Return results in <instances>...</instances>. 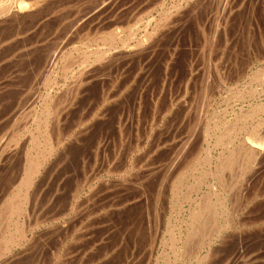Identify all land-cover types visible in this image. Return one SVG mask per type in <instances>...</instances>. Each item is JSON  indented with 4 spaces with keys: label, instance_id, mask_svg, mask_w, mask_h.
<instances>
[{
    "label": "rangeland",
    "instance_id": "1",
    "mask_svg": "<svg viewBox=\"0 0 264 264\" xmlns=\"http://www.w3.org/2000/svg\"><path fill=\"white\" fill-rule=\"evenodd\" d=\"M104 1L105 3L103 4ZM44 2H42V4L40 3L41 4L40 6L43 7L42 9L44 11L42 15H41L42 9H39V11L35 10L36 11L35 12L33 11L34 6H31L27 9V11L23 9V11H25V13L29 15V18H27V15L21 18H26L27 20L25 19L23 21V19L19 18L18 21H13V19H11L13 22L12 24L11 20L8 19L5 21L3 25L0 26V101H1L0 102L1 104L0 105V150L2 149L0 151V158L1 159H3V157L5 158L3 160L0 159V164H1L0 165V174H1L0 175V211H1L0 219L1 217L2 219L5 218L6 208L8 207V204L11 201L9 199L11 196H12L11 199L14 198L13 196H15V191L18 189L19 183L21 182V178L23 177L22 174H24L29 169L30 163L26 164L24 162H29L28 161L29 159H32L35 162L36 157H38L37 156L38 153L36 152L37 146L35 141V137L38 134V132L35 127L36 124L34 122V117L36 116V113L34 112L35 110L40 111V107L44 104L45 101L48 100H51L49 101L50 102L49 105L52 104L53 106L56 107V108L54 107L55 111L52 112L53 113L52 117H55L56 119L55 118L53 119L51 117L53 120L50 123V129L52 130L53 128L54 130V132L53 130L51 131V133L54 134V135L52 134L53 135L52 137L55 138L56 135H60V138L59 137L58 138L61 139V141H59L61 147L58 146L57 151L54 152V154L48 158V160L46 161L47 164H45L42 173L39 176H37L38 179L41 176L40 178L41 180L40 179L38 180L36 178L33 189L30 190L31 192L29 191L30 196H33V194L37 193V196L35 197V201L33 200L32 205L28 206L26 212L22 214V216L21 215L18 216L19 218L17 217V215L14 214L10 222L6 218L5 219L8 221H5V219L3 220L5 224L7 223L8 225H10V228L12 229L16 224L14 220H16V222L17 220H19L20 222L22 221L21 224H23L26 220L27 222L26 224L24 223V225H26V230H27L26 239H25L27 241L21 240L22 243L19 242L16 244V246L14 244V246L10 251L11 253H13V255L11 253L7 255H2L0 256V261L5 260L4 264H12V263L13 264L15 263L16 264L18 263L19 264L20 263L21 264H58V263L59 264H183L184 262H185L184 264H264V155H263L264 154V110H263L264 109L263 106L264 78L262 75H260L264 73V0H243V1L242 0H215V1L214 0H207V1L206 0H184V1L183 0H82V1L81 0H71V1L44 0ZM217 4L219 6L218 8L216 7ZM101 5H105V6H101ZM221 6L222 9L220 8ZM45 10H51V12L48 11L49 12V13L47 12L48 15L45 16L46 15ZM190 11L192 12L190 13ZM30 15L32 16L34 15L33 16L34 19H32V16L30 17ZM91 16L93 18L94 17L97 18L91 19ZM164 16L166 20L163 18ZM167 16L169 17L167 18ZM41 18L43 19V21ZM9 20L10 22H8ZM160 20L163 21L160 22ZM88 21L90 22L88 23ZM158 24H162V25H158ZM157 26H159V28H157ZM151 28H153L154 31ZM157 29L158 30L161 29L159 33L158 31H156ZM93 31L94 33L91 34V32ZM77 32H79V34ZM86 32H88V35L90 36H87ZM101 32H103V34ZM115 32H117L118 34L120 32L119 35L121 37L119 40H123V42L124 41L125 42L124 43L122 41L116 42L117 48L119 46L120 47L118 49L116 48L113 49L115 53L112 50V52L110 51L112 55L110 54V52H108L105 55L107 57L104 56L103 60H99V61L93 60L91 58L88 61L90 64L89 65L86 64L84 66V69H82L83 66H81L80 63H78L77 61L82 60L83 51L85 53L88 49L95 50L94 48H96L97 50V48L108 45L110 43V39L106 38V36L112 37V35L115 34ZM98 33L99 36L97 35ZM154 33L157 35H155ZM101 34L103 35V37ZM91 37H93V39ZM98 37L99 39L97 40ZM135 38L138 40V42H135L136 41ZM153 38H157L155 39V41L158 40L155 43L156 46L155 45L153 46L155 42V41L152 42L154 40ZM81 39L84 41V42L82 41V44L84 43V45H81L80 42ZM91 39L95 41L97 44L95 42L92 43ZM127 39L129 40L127 41ZM5 41L7 43H5ZM87 41H89L90 43L89 42L87 43ZM139 41L140 42L144 41V42L139 44ZM86 43L88 44V46L84 47ZM94 43L97 46H95ZM120 44L125 46L122 47V45ZM137 44L139 45L136 46ZM15 45H17L16 49H15ZM74 45L76 47L79 46V48L75 49ZM131 45L132 46L134 45V47H131ZM89 46L91 49L89 48ZM149 46L151 48H149ZM82 47L85 48V50H83ZM129 47L131 48V50ZM137 47L138 48L141 47L139 48L140 57L138 56L139 54L136 52ZM8 49L9 51H7ZM143 49L145 50V52ZM152 49L154 50L152 53H150L151 52L150 50ZM25 50L27 51V53ZM60 51L61 53H59ZM126 51H131V52L133 51L134 53L130 52L132 55L131 54L128 55L129 52L126 53ZM69 52L70 54L71 53L72 54L70 55ZM17 53L19 54V56ZM80 53L82 55H80ZM141 53H142V57H141ZM109 54L111 55V58L113 57L115 61L117 59L116 62H121V63L115 64L116 62H114L115 65H113V63L109 64V61L111 62L114 61L113 59L110 58ZM135 55H137V57ZM64 57L68 58V62L66 60L67 58ZM69 57L72 59L70 66L73 69L70 66H68L70 62ZM121 57H123L122 60L123 62L121 61L122 59ZM124 57H127L125 59L127 61L129 60L128 63H126L127 61L124 59ZM134 58H136L135 61ZM165 58H167V61ZM161 59L163 61V64ZM63 60L64 62H66V64L63 62ZM91 61H93L94 63ZM123 63L126 64L122 65ZM106 64L107 65L109 64L110 66L112 65L114 66V68L111 66L112 69H110L111 67L109 65L107 67ZM104 65L105 67H103ZM64 66H66L67 69L64 68ZM138 67L139 69H141L140 72L138 71L139 70ZM92 70L95 71L92 72ZM86 71L87 73L89 71L88 73L89 75L86 73ZM130 71H132L133 73L132 75H130L131 74ZM102 72L103 73L105 72L104 75L105 74L106 76L109 75L110 78L113 77V79H115L112 85L106 83L107 80H105L106 82L105 81L100 82L102 81V79L103 80L104 78L106 79V77H104ZM60 73L62 74V76ZM110 73L113 74L111 75ZM123 73L125 75L129 74L130 77L129 75L124 76ZM136 73L137 75L140 73L138 75V78L140 79L137 78L138 80H135L137 77V76L135 77ZM82 74L85 77H83ZM11 75L13 76V78ZM64 75L66 77H64ZM71 77L72 78L79 77V78H75L74 80L71 79ZM258 77L260 78V80ZM80 78H82L81 81ZM122 78L123 81H121ZM129 78L132 79L130 80ZM76 79H78V81H76ZM92 79L93 81H91ZM4 80L7 82H5ZM67 81L69 84L67 83ZM117 81L118 82L121 81L122 83H124V85L126 83L125 88L121 84V82L119 84L117 83ZM132 81H134V83ZM137 81L140 82L138 83ZM115 82L116 85L114 84ZM102 83H106V84L104 85ZM141 83L142 84L144 83L143 86ZM204 83L206 84L204 85ZM117 84H119L118 87ZM133 84L134 85L137 84V85H135L134 87ZM147 84L149 85L145 86ZM71 86L72 89L69 88ZM76 86L79 87L76 88ZM113 86L114 87L116 86L115 89ZM131 87L132 89H130ZM143 87H145L146 91L141 90V88L144 89ZM126 88H128L129 96H127L128 93ZM134 88L135 90L132 92ZM74 89L78 93H76ZM124 89L126 90V92L124 91ZM78 90H81L80 93ZM241 90L242 92L239 93V91ZM45 91L47 92V94H45ZM71 91H73V94L75 92V94L72 95ZM142 91L145 92L142 93ZM67 92L70 94V96L68 95ZM88 92L90 93L88 94ZM104 92L105 94H103ZM122 92H125L127 94L124 95L125 93ZM148 92L151 94H149ZM53 93L54 94L57 93V94L53 96ZM121 93L124 96L121 95ZM147 93L148 96H146ZM107 94L108 95L110 94L109 96L111 97L110 99L105 100V98L107 97L109 98ZM113 94L115 97L112 96ZM142 94L146 98L149 97L150 95V101L149 98L144 99L142 97L143 96ZM156 94L157 96H155ZM75 95L77 96L76 98ZM152 95L154 101H152L153 99H151ZM117 96L118 99H116ZM122 96L123 99L120 98L122 101L121 102L119 97ZM200 96L203 98H201ZM68 97L69 98L71 97V99L69 100ZM89 98L91 101L89 100ZM101 98L104 99V101L101 100ZM140 98L143 99V102ZM124 99L126 104H124L123 101ZM134 99L135 100L137 99L136 100L137 103L136 101H133ZM138 99L141 101L139 102ZM54 102L57 103V105H54ZM138 102L141 105H143L142 108L140 107L141 105ZM143 103H145V105ZM118 104L122 106H119ZM136 104L139 106H136ZM32 105L33 108L35 109L31 108ZM193 107H196V109H194ZM54 108L52 109V111L54 110ZM248 108L251 111L250 110L248 111L247 110ZM119 109H121L122 111ZM132 109L135 110L133 111ZM165 109L166 111H164ZM244 110H245V114H243ZM117 112L122 114L123 117H125L126 113H127L126 117L128 118L129 116V118L126 121H125L126 117L122 118V121H124L122 122V124L123 125L126 124L125 126L127 127L125 126L121 127L122 128L120 129L121 133H118L117 130L115 131V127L111 125L113 123L110 122L112 119H113L112 122L116 120L115 118L119 115ZM132 112H135L134 114H136L134 117ZM248 113L249 116H247ZM114 115H116V117H114ZM139 115H141V117ZM32 116L34 117L32 118ZM239 116L241 118L244 116V119L243 118L240 119ZM236 117L239 118V120H237ZM243 120L246 122H243ZM54 121H57L56 124ZM225 122L227 124H224ZM52 123H54V125H51ZM90 123L92 124L90 125ZM99 123L100 124L105 123V124H103L104 126L101 124L102 125L101 126ZM223 126H225L226 128H228L229 126V128H231L230 131L228 128L227 130L229 132H226L227 130ZM240 126L243 127L241 128ZM223 128H225L224 131H222ZM16 130H18V132H16ZM233 130L234 132L235 131L236 132L233 133L232 132ZM23 132L26 134H24ZM250 132H252L253 136L250 135L251 134ZM11 133L12 135L10 136ZM217 134L218 136L216 137ZM220 134L222 135V137ZM234 134H235V138L233 136ZM16 135L18 136V139ZM33 135L35 137H33ZM211 135H213L214 137ZM71 136L74 138H72ZM10 137L12 140L10 139ZM208 137H210V139ZM231 137H233L234 140ZM220 138H222L221 140L222 142H220ZM223 138L224 140L226 139L225 141L228 140L229 142L227 141L224 144L225 141L223 140ZM231 139L233 142L231 141ZM17 140H18V144H17ZM215 140L216 143H218L217 141L219 140L220 143L218 144V146L215 145L216 144ZM11 142L14 144L13 146L11 145L9 146V143L11 144ZM243 142L245 143L243 144ZM99 143L101 144L99 145ZM227 143L229 146L226 145ZM3 144H6V146ZM180 144L183 147H181ZM122 146L124 147L122 148ZM240 147L242 150L248 149L249 147L258 149L260 151L259 162H256L254 169L250 171L249 170L246 171L240 168L241 171H243L241 172L239 169H237L238 167H235V170H233L234 169L233 168L231 171H229V173L227 171L226 173L224 172L225 173L224 177L227 175L225 179H228V181L226 180V182L220 186V184L217 182L216 179L213 180V178L207 175V170L210 169V166L214 167L213 162L218 160V158H221L224 154H227L229 149H234V148L240 149ZM26 148L27 150L25 151ZM3 150L7 151V152L4 151L6 154L3 152ZM30 151L31 153H29ZM221 151L223 154L221 153ZM9 153L10 155L8 156L7 154ZM13 153L15 154L17 153L16 155L17 157H14L15 154ZM3 154H5L6 156ZM62 154L64 155L63 157L65 159H63ZM207 154L211 159L210 164L207 162L204 164L203 161L204 155L206 156ZM197 155H199V157ZM6 157H8L9 159H7ZM24 157H27V159L29 157V159L27 160L25 158L26 159L25 160ZM33 157L35 160L33 159ZM171 157H173L172 161L175 159L176 162L175 161L172 162ZM10 158L12 159V161ZM193 158L196 160L198 159V161H195ZM94 161L96 162L94 163ZM170 161L172 163H169ZM181 162L183 163V165ZM167 164H174V165L169 166ZM199 164H201L200 166L202 167V169L199 166ZM59 165H61V167H59ZM21 166L24 169H22ZM171 166L173 167L171 168ZM184 166H185V170L183 168ZM188 167L192 169V172ZM118 169H120V172ZM181 169L183 172L180 171ZM195 169H197V172L198 170H200L198 172L199 174L196 172ZM93 170H95V172ZM60 171L62 173H60ZM43 172L46 173L44 174ZM178 173L181 174L179 175ZM241 173L243 176H240ZM43 178L46 179L43 180ZM118 179H120L121 181ZM232 179H236L233 180L235 182L229 183V181H231ZM193 180L195 181V183H193L194 182ZM187 181H189V183ZM239 181L240 183H242L241 187L238 186L240 185ZM210 182L212 183L210 184ZM236 182L238 183V185L236 184ZM177 183L178 185L183 184V186H180L181 187L180 192H178ZM184 183L195 184L196 190H194L195 188H193V190L191 189L192 184L191 186L188 185L187 186L188 188L187 187L185 188ZM212 185L214 189L211 188ZM225 185L227 186V188ZM73 186L76 187L74 188ZM77 186L79 190L77 189ZM175 187H177V189ZM236 187H239V189ZM233 188H236V190L237 189L238 190L236 191ZM91 189L92 190L94 189L95 193L94 191L92 193ZM185 189L186 190L189 189L187 190L188 192H186ZM228 189L234 191L231 190L229 191ZM87 194L88 195L95 194V196L91 195L89 198H87L86 197L88 196ZM181 196L186 199L188 198L186 196H189V198L187 200L185 199L186 200L185 201ZM205 198H210L212 201L214 199L213 202H217L219 199H223L225 201L228 200L226 202L224 201L225 208H223V211L226 209L228 210L229 213L230 211L232 212L229 215V213L225 210L224 212L222 211L219 216L218 215H216V217L210 216L212 220L210 218H206L205 219V221H207L206 226L202 227V225H199L200 229L198 228V230L204 228L203 232L201 231V233L196 234L197 236L202 235L203 238H201L202 236L201 237L198 236L200 238L198 237L195 238V235H193L194 236L193 238H195L194 241L192 235L189 236L190 239L187 238L188 232H191L189 229L192 227V225L188 227V223L189 225L191 224L190 223L191 218H189L188 215L191 214V211L195 208L194 206H196V203L199 202L201 199H205ZM83 199H85L86 201H84ZM89 199L94 203L92 202L93 204H91ZM196 199L199 201H197ZM235 200L237 202H235ZM6 201H9L7 202L8 204L6 203ZM86 202L87 203L90 202L91 205L89 204V208L86 205L87 204ZM84 204L86 206H84ZM123 204H126V207H123ZM120 206L122 208H120ZM231 206L235 208L237 207L238 210ZM226 207H228V209ZM181 208H184V210ZM89 209H91V212ZM92 210L94 211V213ZM100 210L102 213L100 212ZM45 211L47 214L45 213ZM86 211L89 212L87 213ZM27 212H28V216L26 217ZM234 212L236 215L234 214ZM3 213L4 215H2ZM107 214L110 215L108 216ZM223 216L225 217V219ZM228 216L229 217L232 216V217L229 219ZM187 218H189V220ZM213 220L216 221L215 225H212L215 222ZM3 221L0 220V233L2 234L5 230V228H2V226L6 227L3 225L4 224ZM208 221H210V224L208 223ZM227 221L228 224L226 223ZM237 221L238 223L234 225V223ZM78 222L80 223L77 224ZM74 223L77 226H74L75 225ZM225 223L227 225H225ZM64 226L68 228L66 229ZM224 226H225V230H224ZM73 227H77V228L73 229ZM80 227L81 229H79ZM172 227L174 228L172 229ZM205 227L207 228V230L205 229ZM208 227L210 228V230H213L211 233L209 232L210 230L208 229ZM51 229H54V231H52ZM65 229L67 230L66 232L64 231ZM70 229L71 230L73 229L72 232ZM76 229H78V232L76 231ZM217 229L219 231H217ZM204 231H207L205 232L208 233L207 237ZM183 233L187 236H185ZM2 234H0V238ZM82 234L84 237L82 236ZM65 235H67L68 237H66ZM77 235L78 237L76 238ZM175 238L178 239L180 242L177 240L176 242H174ZM181 239L183 240L181 241ZM197 240L201 242L203 241V243H198ZM171 243L173 244L175 243L174 244L175 246H173V244ZM19 244L20 246L21 244L23 245L21 247H18ZM26 244H27V248H26ZM186 244L187 246H189V248L186 246ZM191 244L192 246H190ZM199 244L201 245L203 244V246H198ZM70 245L73 247H71ZM170 245H172L173 247H171ZM177 247H179V249ZM190 248L191 249L193 248L194 253H192L193 251ZM196 248H198L197 251ZM174 249L176 250L178 249V251ZM171 250H173L172 251L173 253L170 252ZM210 250L212 251L211 253H209ZM174 251H176L177 253H174ZM189 251L190 254L188 253ZM193 254L196 255L194 256ZM7 256L8 257L10 256L9 259ZM22 256L24 257L23 260H22L23 258ZM171 256L173 258H171ZM182 256L184 257V259ZM200 256L203 257L201 258ZM199 257L203 260H198L200 259Z\"/></svg>",
    "mask_w": 264,
    "mask_h": 264
},
{
    "label": "bare ground",
    "instance_id": "2",
    "mask_svg": "<svg viewBox=\"0 0 264 264\" xmlns=\"http://www.w3.org/2000/svg\"><path fill=\"white\" fill-rule=\"evenodd\" d=\"M54 1V0H53ZM71 1V0H70ZM82 1V0H81ZM184 1V0H183ZM207 1V0H206ZM215 1V0H214ZM243 1V0H242ZM42 2H44V0H0V26L1 25H3L4 23H5V21L6 20H8V19H13V21H18V19L19 18H21V17H23V16H25V15H27V18H29V15L27 14V13H25V11H27V9L29 8V7H31V6H34L35 8H37V9H35L34 7H33V11H35V10H37V11H39V9H42L43 7H41L40 5L42 4ZM123 2V1H122ZM179 2V1H178ZM229 2V1H228ZM41 3V4H40ZM45 3V2H44ZM50 3V2H49ZM56 3V2H55ZM72 3H75V2H72ZM83 3V2H82ZM85 3H87V2H85ZM105 3V1L103 2V4ZM107 3V2H106ZM190 3V2H189ZM212 3V2H211ZM222 3V2H221ZM235 3V2H234ZM46 4H47V1H46ZM45 4V5H46ZM77 4H78V2H77ZM108 4V3H107ZM106 4V5H107ZM118 4V3H117ZM162 4V3H161ZM202 4V3H201ZM204 4V3H203ZM224 4V3H223ZM256 4V3H255ZM52 5V4H51ZM124 5V4H123ZM177 5V4H176ZM198 5H199V3H198ZM230 5V4H229ZM236 5V4H235ZM234 5V6H235ZM238 5V4H237ZM38 6H40V7H38ZM43 6V5H42ZM53 6V5H52ZM101 6H105V5H101ZM113 6V5H112ZM132 6V5H131ZM175 6V5H174ZM179 6V5H178ZM197 6V5H196ZM209 6V5H208ZM223 6V5H222ZM222 6L220 7L221 9H222ZM227 6V5H226ZM232 6V5H231ZM248 6V5H247ZM136 7V6H135ZM177 7V6H176ZM201 7V6H200ZM203 7V6H202ZM217 8L219 7L218 6V4H217V6H216ZM216 7H215V9H216ZM50 8V7H49ZM60 8V7H59ZM128 8V7H127ZM134 8V7H133ZM175 8V7H174ZM181 8V7H180ZM226 8V7H225ZM23 9H25V11H23ZM44 9H47V8H44ZM64 9V8H63ZM67 9V8H66ZM110 9V8H109ZM132 9V8H131ZM146 9V8H145ZM165 9V8H164ZM170 9V8H169ZM168 9V10H169ZM176 9V8H175ZM179 9V8H178ZM194 9V8H193ZM241 9V8H240ZM57 10V9H56ZM103 10V9H102ZM106 10V9H105ZM144 10V9H143ZM182 10V9H181ZM192 10V9H191ZM197 10V9H196ZM251 10V9H250ZM29 11V10H28ZM32 11V10H31ZM46 12V15L45 16H47L48 14H47V12L48 11H50L51 12V10H45ZM73 11V10H72ZM79 11H81V10H79ZM107 11V10H106ZM119 11V10H118ZM142 11V10H141ZM36 12V11H35ZM41 12V11H40ZM44 11H43V9H42V12H41V15H42V13H43ZM53 12V11H52ZM59 12V11H58ZM57 12V13H58ZM108 12V11H107ZM113 12V11H112ZM162 12V11H161ZM176 12V11H175ZM182 12V11H181ZM192 11H190V13H191ZM228 12V11H227ZM39 13V12H38ZM49 13V12H48ZM76 13V12H75ZM90 13V12H89ZM109 13V12H108ZM157 13V12H156ZM164 13V12H163ZM186 13V12H185ZM243 13H244V11H243ZM31 14H32V12H31ZM63 14V13H62ZM169 14V13H168ZM212 14V13H211ZM249 14V13H248ZM38 15V14H37ZM71 15H72V13H71ZM74 15V14H73ZM87 15V14H86ZM187 15V14H186ZM32 15H30V17H31ZM34 16V15H33ZM33 16H32V19H34L33 18ZM40 16V15H39ZM45 16H43V17H45ZM70 16V15H69ZM102 16V15H101ZM124 16V15H123ZM36 17V16H35ZM42 17V16H41ZM74 17V16H73ZM151 17V16H150ZM169 16H167V18H168ZM178 17V16H177ZM182 17V16H181ZM180 17V18H181ZM211 17V16H210ZM209 17V18H210ZM216 17V16H215ZM48 18V17H47ZM68 18V17H67ZM84 18V17H83ZM93 17L91 16V19H92ZM95 18H97V17H94L93 19H95ZM120 18V17H119ZM135 18H137V17H135ZM158 18V17H157ZM165 20H166V18H165V16L163 17ZM174 18V17H173ZM203 18V17H202ZM241 18V17H240ZM21 19H23V21L26 19V18H21ZM40 19V18H39ZM42 19V18H41ZM52 19V18H51ZM111 19V18H110ZM160 19V18H159ZM10 20L8 21V22H10ZM27 20V19H26ZM29 20V19H28ZM60 20H61V18H60ZM108 20V19H107ZM133 20V19H132ZM158 20V19H157ZM169 20V19H168ZM184 20V19H183ZM212 20H214V19H212ZM218 20V19H217ZM21 21V20H20ZM36 21V20H35ZM41 21V20H40ZM42 21H43V19H42ZM41 21V22H42ZM47 21V20H46ZM79 21V20H78ZM106 21V20H105ZM150 21V20H149ZM163 21V20H162ZM161 20H160V22H162ZM11 22H12V20H11ZM60 22H62V21H60ZM64 22V21H63ZM90 21H88V23H89ZM101 22V21H100ZM104 22V21H103ZM107 22V21H106ZM137 22V21H136ZM179 22V21H178ZM202 22V21H201ZM211 22V21H210ZM215 22V21H214ZM224 22V21H223ZM18 23V22H17ZM26 23V22H25ZM49 23V22H48ZM53 23V22H52ZM87 23V24H88ZM96 23V22H95ZM105 23V22H104ZM170 23H171V21H170ZM176 23V22H175ZM12 24H13V22H12ZM41 24V23H40ZM83 24V23H82ZM121 24V23H120ZM149 24V23H148ZM206 24V23H205ZM209 24V23H208ZM16 25V24H15ZM14 25V26H15ZM18 25V24H17ZM42 25V24H41ZM52 25V24H51ZM158 25H162V24H158ZM164 25V24H163ZM207 25V24H206ZM62 26H63V23H62ZM115 26V25H114ZM165 26V25H164ZM168 26V25H167ZM174 26V25H173ZM219 26V25H218ZM217 26V27H218ZM37 27V26H36ZM39 27V26H38ZM87 27V26H86ZM98 27V26H97ZM156 27V26H155ZM155 27H154V29H155ZM214 27V26H213ZM68 28V27H67ZM75 28V27H74ZM95 28V27H94ZM157 28H159V26H157ZM166 28V27H165ZM168 28V27H167ZM204 28H206V27H204ZM99 29V28H98ZM97 29V30H98ZM117 29V28H116ZM152 30H153V28H151ZM164 29V28H163ZM171 29V28H170ZM35 30H36V28H35ZM47 30V29H46ZM52 30V29H51ZM76 30V29H75ZM151 30V31H152ZM161 29H157L156 31H158V33H159V31H160ZM213 30V29H212ZM215 30V29H214ZM77 31V30H76ZM75 31V32H76ZM85 31V30H84ZM90 31V30H89ZM95 31V30H94ZM94 31L93 32H91V34H93L94 33ZM122 31V30H121ZM144 31H146V30H144ZM154 31V30H153ZM152 31V32H153ZM55 32H56V30H55ZM15 33V32H14ZM44 33V32H43ZM78 34H79V32H77ZM87 33V36H90V35H88V32H86ZM90 33V32H89ZM96 33V32H95ZM102 34H103V32H101ZM133 33V32H132ZM149 33V32H148ZM155 33H157V32H155ZM154 33V34H155ZM161 33V32H160ZM235 33V32H234ZM62 34V33H61ZM69 34V33H68ZM75 34V33H74ZM101 34V35H102ZM107 34V33H106ZM106 34H105V36H106ZM119 34H120V32H119ZM117 32H115V34H113L112 35V37L110 36H106V38H109L110 39V43L108 44V45H105V46H103V47H100V48H97V50H96V48H94L95 50H87L85 53H84V51H83V56H82V60H81V58H80V60L81 61H77L78 63H80V65L81 66H83V68L82 69H84V66L87 64V65H89L90 63L88 62L91 58L93 59V60H103V58H104V56L108 53V52H112V50L113 49H118L117 48V44H116V42H118V41H122L123 42V40H119L120 39V35H119ZM141 34V33H140ZM139 34V35H140ZM150 34V33H149ZM40 35V34H39ZM72 35V34H71ZM98 36H99V33L97 34ZM127 35V34H126ZM145 35V34H144ZM155 35H157V34H155ZM213 35V34H212ZM216 35V34H215ZM20 36V35H19ZM77 36V35H76ZM86 36V35H85ZM95 36V35H94ZM129 36H131V35H129ZM129 36H128V38H129ZM160 36V35H159ZM18 37V36H17ZM21 37V36H20ZM42 37V36H41ZM66 37V36H65ZM69 37V36H68ZM101 37V36H100ZM102 37H103V35H102ZM101 37V38H102ZM145 37H147V36H145ZM161 37V36H160ZM163 37V36H162ZM205 37V36H204ZM15 38V37H14ZM30 38V37H29ZM49 38V37H48ZM55 38V37H54ZM79 38H81V37H79ZM92 39H93V37H91ZM159 38V37H158ZM6 39V38H5ZM5 39H3V40H5ZM20 39V38H19ZM42 39V38H41ZM76 39V38H75ZM74 39V40H75ZM86 39V38H85ZM91 39V40H92ZM99 39V37L97 38V40ZM123 39V38H122ZM126 39V38H125ZM134 39V38H133ZM154 40L152 41V42H154L155 41V39H157V38H153ZM209 39V38H208ZM2 40V39H1ZM16 40V39H15ZM17 40H18V38H17ZM88 40V39H87ZM96 40V39H95ZM129 39H127V41H128ZM135 42H138V40L135 38ZM141 40V39H140ZM211 40V39H210ZM44 41H46V40H44ZM67 41V40H66ZM71 41V40H70ZM82 39H81V45H84V43L82 44ZM100 41H102V40H100ZM99 41V42H100ZM107 41V40H106ZM156 41H158V40H156ZM156 41L154 42V44H153V46L155 45V43H156ZM12 42V41H11ZM56 42V41H55ZM64 42V41H63ZM79 42V41H78ZM84 42V41H83ZM89 41H87V43H88ZM93 42H95V41H93L92 40V43ZM125 42V41H124ZM123 42V43H124ZM134 42V43H135ZM142 42H144V41H139V44L140 43H142ZM147 42V41H146ZM207 42V41H206ZM3 43V42H2ZM5 43H7L6 41H5ZM68 43V42H67ZM86 43V45L84 46V47H86V46H88V44ZM90 43V42H89ZM96 43V42H95ZM94 43V44H95ZM106 43V42H105ZM235 43V42H234ZM4 44V43H3ZM11 44V43H10ZM13 44V43H12ZM28 44V43H27ZM31 44V43H30ZM43 44H44V42H43ZM97 44V43H96ZM95 44V46H97ZM101 44V43H100ZM127 44V43H126ZM139 44H137L136 46H138ZM38 45V44H37ZM57 45V44H56ZM62 45V44H61ZM60 45V46H61ZM72 45V44H71ZM99 45V44H98ZM120 45H122V44H120ZM209 45V44H208ZM16 46L17 45H15V49H16ZM40 46V45H39ZM90 46H91V44H90ZM90 46H89V48H90ZM125 46V45H124ZM123 45H122V47H124ZM129 46H130V43H129ZM141 46H142V44H141ZM156 46V45H155ZM14 47V46H13ZM36 47V46H35ZM52 47V46H51ZM51 47H50V49H51ZM62 47V46H61ZM74 47H75V49L76 48H79V46L78 47H76L75 45H74ZM92 47H94V46H92ZM131 47H134V45L132 46L131 45ZM1 48H2V45H1ZM6 48V47H5ZM9 48H11V47H9ZM28 48V47H27ZM33 48V47H32ZM45 48H47V47H45ZM60 48V47H59ZM130 48V47H129ZM128 48V49H129ZM139 48H141V47H139ZM139 48L137 47V53L139 54ZM149 48H151L150 46H149ZM155 48V47H154ZM40 49V48H39ZM63 49V48H62ZM73 49V48H72ZM74 49V50H75ZM80 49H81V47H80ZM79 49V50H80ZM82 49L83 50H85V48H83L82 47ZM87 49V48H86ZM91 49V48H90ZM125 49H126V47H125ZM136 49V48H135ZM135 49H134V51H135ZM145 49H147V48H145ZM13 50V49H12ZM48 50V49H47ZM73 50V51H74ZM130 50H131V48H130ZM141 50V49H140ZM144 50V49H143ZM153 50L154 49H152V50H150L151 52L150 53H152L153 52ZM205 50V49H204ZM7 51H9V49L7 50ZM14 51V50H13ZM26 51V50H25ZM55 51V50H54ZM70 51V50H69ZM118 51V50H117ZM116 51V52H117ZM121 51V50H120ZM183 51V50H182ZM12 52V51H11ZM10 52V53H11ZM30 52H31V50H30ZM37 52V51H36ZM67 52H68V50H67ZM77 52V51H76ZM111 52H110V54H111ZM113 52H114V50H113ZM119 52V51H118ZM124 52V51H123ZM129 52V53H128ZM131 51H126V53H128V55H130L131 53H130ZM135 52V53H136ZM144 52H145V50H144ZM149 52V51H148ZM4 53H6V52H4ZM19 53V52H18ZM17 53V54H18ZM22 53V52H21ZM24 53V52H23ZM26 53H27V51H26ZM59 53H61V51L59 52ZM65 53V52H64ZM115 53V52H114ZM125 53V52H124ZM134 53V52H133ZM155 53V52H154ZM207 53V52H206ZM15 54V53H14ZM13 54V55H14ZM16 54V55H17ZM47 54V53H46ZM67 54V53H66ZM69 54H70V52H69ZM72 54V53H71ZM70 54V55H71ZM109 54V55H110ZM145 54V53H144ZM210 54V53H209ZM208 54V55H209ZM5 55V54H4ZM7 55H8V53H7ZM29 55V54H28ZM39 55V54H38ZM52 55V54H51ZM59 55V54H58ZM62 55H64V54H62ZM75 55V54H74ZM80 55H82L81 53H80ZM112 55V54H111ZM111 55H110V58H111ZM114 55V54H113ZM126 55V54H125ZM132 55V54H131ZM147 55H149V54H147ZM18 56H19V54H18ZM67 56V55H66ZM73 56V55H72ZM116 56H118V55H116ZM136 57H137V55H135ZM139 57H140V54L138 55ZM23 57V56H22ZM25 57V56H24ZM28 57V56H27ZM80 57V56H79ZM105 57H107V56H105ZM120 57V56H119ZM119 57H117V58H119ZM134 57V56H133ZM132 57V58H133ZM138 57V58H139ZM141 57H142V53H141ZM153 57V56H152ZM166 57V56H165ZM205 57V56H204ZM203 57V58H204ZM15 58V57H14ZM46 58H47V56H46ZM56 58V57H55ZM64 58H67V57H64ZM70 58V57H69ZM77 58V57H76ZM122 59H121V61L123 60V57H121ZM125 58H127V57H124V59ZM131 58V59H132ZM146 58H147V56H146ZM207 58H209V57H207ZM21 59V58H20ZM34 59H35V57H34ZM39 59V58H38ZM61 59H62V57H61ZM78 59V58H77ZM111 59H113V57L111 58ZM128 59H129V56H128ZM135 59L136 58H134V61H135ZM140 59V58H139ZM166 59V61H167V58H165ZM165 59H163V60H165ZM24 60H25V58H24ZM65 60V59H64ZM64 60H63V62H64ZM67 60V62H68V58L66 59ZM70 60V62H69V65L68 66H70V63L72 62L71 60V58L69 59ZM114 60V59H113ZM126 60V59H125ZM39 61V60H38ZM105 61V60H104ZM108 61H109V59H108ZM116 61H117V59H116ZM115 60L114 61H109V64H111V63H113V65H115V64H117V63H121V62H116ZM120 61V60H119ZM127 61V60H126ZM133 61V62H134ZM137 61V60H136ZM146 61V60H145ZM160 61V60H159ZM161 61H162V59H161ZM60 62V61H59ZM88 62V63H87ZM91 62H93V61H91ZM96 62V61H95ZM102 62V61H101ZM114 62H116L115 64H114ZM123 62V61H122ZM129 62V60L126 62V63H128ZM243 62V61H242ZM33 63V62H32ZM35 63V62H34ZM65 64H66V62H64ZM64 63H62V64H64ZM74 63H76V62H74ZM77 63V64H78ZM94 63V62H93ZM98 63V62H97ZM126 63H123L122 65H124V64H126ZM132 63V62H131ZM135 63V62H134ZM133 63V64H134ZM140 63V62H139ZM19 64V63H18ZM41 64V63H40ZM54 64V63H53ZM108 64V65H109ZM162 64H163V61H162ZM165 64V63H164ZM235 64V63H234ZM32 65V64H31ZM107 65V64H106ZM108 65H107V67H108ZM139 65V64H138ZM158 65H159V63H158ZM168 65V64H167ZM248 65V64H247ZM18 66V65H17ZM36 66V65H35ZM34 66V67H35ZM76 66V65H75ZM110 66V65H109ZM112 66V65H111ZM110 66V67H111ZM117 66V65H116ZM131 66V65H130ZM153 66V65H152ZM171 66V65H170ZM170 66H168V67H170ZM218 66V65H217ZM239 66V65H238ZM31 67V66H30ZM62 67V66H61ZM60 67V68H61ZM71 67V66H70ZM94 67V66H93ZM103 67H105V65L103 66ZM103 67H101V68H103ZM113 68H114V66H112ZM112 67L110 68V69H112ZM122 67V66H121ZM167 67V68H168ZM19 68V67H18ZM47 68V67H46ZM64 68H66V66H64ZM72 68V67H71ZM80 68V67H79ZM117 68V67H116ZM142 68V67H141ZM167 68H166V70H167ZM199 68H201V67H199ZM223 68V67H222ZM32 69V68H31ZM67 69V68H66ZM70 69V68H69ZM73 69V68H72ZM87 69V68H86ZM95 69V68H94ZM133 69V68H132ZM131 69V70H132ZM138 69H139V67H138ZM149 69V68H148ZM25 70H26V68H25ZM29 70V69H28ZM122 70V69H121ZM137 70V69H136ZM135 70V71H136ZM140 70L141 69H139L138 71L140 72ZM143 70V69H142ZM192 70V69H191ZM203 70V69H202ZM65 71V70H64ZM79 71H80V69H79ZM95 71V70H94ZM93 70H92V72H94ZM109 71V70H108ZM129 71V70H128ZM156 71V70H155ZM164 71V70H163ZM197 71V70H196ZM17 72H19V71H17ZM22 72H23V70H22ZM26 72V71H25ZM56 72V71H55ZM97 72V71H96ZM118 72H120V71H118ZM122 72V71H121ZM131 72V74L130 75H132L133 73H132V71H130ZM134 72V71H133ZM161 72V71H160ZM206 72H207V70H206ZM38 73V72H37ZM49 73V72H48ZM50 73H52V72H50ZM84 73V72H83ZM86 73H87V71H86ZM88 73H89V71H88ZM87 73V74H88ZM91 73V72H90ZM98 73V72H97ZM103 73V72H102ZM105 73V72H104ZM104 73H103V75H104ZM114 73V72H113ZM112 73V74H113ZM125 73V72H124ZM123 73V74H124ZM203 73V72H202ZM253 73V72H252ZM22 74V73H21ZM33 74V73H32ZM54 74V73H53ZM57 74V73H56ZM61 74V73H60ZM72 74H73V72H72ZM111 74V73H110ZM111 74V75H112ZM122 74V73H121ZM140 74V73H139ZM138 74V75H139ZM142 74H143V71H142ZM141 74V75H142ZM160 74H162V73H160ZM166 74V73H165ZM256 74H257V72H256ZM7 75V74H6ZM51 75V74H50ZM68 75V74H67ZM76 75H77V73H76ZM78 75H79V73H78ZM85 75V74H84ZM89 75V74H88ZM102 75V74H101ZM126 75H129V74H126ZM125 74H124V76H126ZM130 75H129V77H130ZM138 75H137V73L135 74V77H136V79L135 80H138V79H140V78H138ZM156 75H157V73H156ZM198 75V74H197ZM202 75V74H201ZM260 75H262L263 76V78H264V73L263 74H260ZM260 75H259V77H260ZM8 76V75H7ZM12 76V75H11ZM32 76V75H31ZM49 76V75H48ZM61 76H62V74H61ZM73 76H74V74H73ZM82 76H83V74H82ZM81 76V77H82ZM94 76V75H93ZM115 76V75H114ZM119 76V75H118ZM123 76V75H122ZM144 76V75H143ZM146 76V75H145ZM249 76V75H248ZM251 76V75H250ZM10 77V76H9ZM21 77V76H20ZM19 77V78H20ZM43 77V76H42ZM50 77V76H49ZM64 77H66L65 75H64ZM83 77H85V76H83ZM103 77V76H102ZM104 77H106V79L104 78V80L102 79V81H100V82H103V81H105V80H107V82L106 83H108V84H110V85H112V83L114 82V80L115 79H113V77H109V75L108 76H106V74L104 75ZM140 77H142V76H140ZM258 77V78H259ZM12 78H13V76H12ZM22 78V77H21ZM70 78V77H69ZM75 78H79V77H75ZM75 78H72L71 77V79H74L75 80ZM100 78V77H99ZM118 78V77H117ZM120 78V77H119ZM128 78V77H127ZM138 78V79H137ZM146 78V77H145ZM215 78V77H214ZM7 79V78H6ZM11 79V78H10ZM33 79V78H32ZM46 79V78H45ZM61 79V78H60ZM59 79V80H60ZM94 79V78H93ZM93 79L91 80V81H93ZM101 79V78H100ZM113 79V80H112ZM130 79V78H129ZM129 79H128V81H129ZM132 79V78H131ZM130 79V80H131ZM150 79V78H149ZM195 79V78H194ZM48 80V79H47ZM55 80V79H54ZM82 80V78H80V81ZM99 80V79H98ZM120 80V79H119ZM118 80V81H119ZM151 80V79H150ZM199 80V79H198ZM248 80H249V78H248ZM259 80H260V78H259ZM5 81V80H4ZM15 81V80H14ZM40 81V80H39ZM38 81V82H39ZM52 81H53V79H52ZM73 81V80H72ZM76 81H78V79H76ZM79 81V82H80ZM84 81V80H83ZM117 81V83H119L120 84V82L121 81H123V78H122V80L120 81V82H118ZM128 81H126V82H128ZM162 81V80H161ZM195 81V80H194ZM222 81V80H221ZM5 82H7V81H5ZM4 82V83H5ZM23 82V81H22ZM34 82V81H33ZM32 82V83H33ZM44 82V81H43ZM124 82H125V80H124ZM133 83H134V81H132ZM138 82V81H137ZM140 82V81H139ZM138 82V83H139ZM143 82H144V80H143ZM16 83V82H15ZM14 83V84H15ZM31 83V84H32ZM50 83V82H49ZM67 83H68V81H67ZM73 83V82H72ZM78 83V82H77ZM82 83V82H81ZM80 83V84H81ZM89 83H90V81H89ZM106 83H102V84H106ZM137 83V84H138ZM148 83V82H147ZM11 84V83H10ZM21 84V83H20ZM19 84V85H20ZM54 84V83H53ZM58 84V83H57ZM69 84V83H68ZM79 84V85H80ZM86 84H87V81H86ZM102 84H100V85H102ZM115 85H116V82L114 83ZM119 84H117V87H118V85ZM121 84L124 86V88H125V85H126V83H125V85H124V83H122L121 82ZM129 84V83H128ZM137 84H135V85H137ZM142 84V83H141ZM144 84V83H143ZM143 84H142V86H143ZM206 83H204V85H205ZM9 85V84H8ZM22 85V84H21ZM52 85V84H51ZM83 85V84H82ZM99 85V86H100ZM134 85V84H133ZM133 85H132V87H133ZM135 85H134V87H135ZM149 84H147V85H145V86H148ZM250 85V84H249ZM258 85V84H257ZM18 86V85H17ZM32 86V85H31ZM70 86V85H69ZM81 86V85H80ZM140 86V85H139ZM138 86V87H139ZM154 86V85H153ZM157 86H158V84H157ZM160 86H162V85H160ZM203 86V85H202ZM201 86V87H202ZM46 87V86H45ZM68 87V86H67ZM74 87H75V84H74ZM73 87V88H74ZM77 87H79V86H76V88ZM86 87V86H85ZM114 87V86H113ZM116 87V86H115ZM115 87H114V89H115ZM129 87H130V85H129ZM132 87L130 88V89H132ZM150 87V86H149ZM188 87V86H187ZM200 87V88H201ZM250 87V86H249ZM255 87V86H254ZM263 87V86H262ZM69 88H71L72 89V86L71 87H69ZM93 88V87H92ZM95 88V87H94ZM100 88H102V87H100ZM105 88V87H104ZM109 88V87H108ZM111 88V87H110ZM123 88V87H122ZM121 88V89H122ZM144 89H142L141 88V90H145L146 91V89H145V87H143ZM147 88V87H146ZM203 88H205V87H203ZM252 88V87H251ZM28 89V88H27ZM51 89V88H50ZM86 89V88H85ZM127 89V93H128V88H126ZM154 89H156V88H154ZM159 89V88H158ZM196 89H197V86H196ZM244 89H245V87H244ZM262 89V88H261ZM75 90V89H74ZM116 90H117V88H116ZM116 90H115V92H116ZM135 90V88L132 90V92ZM136 90H137V87H136ZM165 90V89H164ZM252 90V89H251ZM58 91V90H57ZM65 91V90H64ZM79 91V93H80V91L81 90H78ZM87 91V90H86ZM103 91V90H102ZM107 91V90H106ZM121 91V90H120ZM124 91L126 92V90L124 89ZM139 91H140V89H139ZM144 91V92H145ZM151 91V90H150ZM28 92V91H27ZM72 92V95H74L75 94V92L76 93H78L76 90H75V92H74V94H73V91H71ZM85 92V91H84ZM96 92V91H95ZM113 92V91H112ZM117 92H118V90H117ZM125 92H122V93H125ZM132 92H131V95H132ZM143 91H142V93H144ZM152 92V91H151ZM240 92H242V90L241 91H239V93ZM64 93V92H63ZM68 93V92H67ZM90 92H88V94H89ZM108 93V92H107ZM114 93V92H113ZM121 93V95H123ZM127 93H125L124 95H126ZM149 93V92H148ZM148 93L146 94V96H148ZM155 93V92H154ZM179 93V92H178ZM20 94V93H19ZM45 94H47V92L45 91ZM57 94V93H56ZM56 94H54L53 93V96L54 95H56ZM95 94V93H94ZM98 94V93H97ZM103 94H105V92L103 93ZM111 94V93H110ZM109 94V95H110ZM137 94H138V92H137ZM149 94H151V93H149ZM68 95L70 96V94L68 93ZM108 94H107V96H109ZM121 95H119V96H121ZM123 95V96H124ZM134 95V94H133ZM143 95V94H142ZM141 95V96H142ZM45 96V95H44ZM59 96V95H58ZM77 96H78V94H77ZM76 95H75V98L77 97ZM92 96V95H91ZM99 96H100V94H99ZM102 96V95H101ZM112 96H114V94L112 95ZM123 96L122 97H119V99L120 98H122L123 99ZM127 96H129V93H128V95ZM136 96V95H135ZM155 96H157V94L155 95ZM39 97V96H38ZM103 97V96H102ZM110 97L111 96H109V98L107 97V98H105V100L106 99H110ZM115 97V96H114ZM131 97V96H130ZM138 97H140V96H138ZM144 99L146 98V97H144V95L142 96ZM201 97V96H200ZM208 97V96H207ZM13 98V97H12ZM50 98V97H49ZM56 98V97H55ZM69 98V97H68ZM88 98V97H87ZM127 98V97H126ZM129 98V97H128ZM147 98H149V101H150V95H149V97H147ZM146 98V99H147ZM155 98V97H154ZM163 98H165V97H163ZM179 98V97H178ZM197 98V97H196ZM201 98H203V97H201ZM63 99V98H62ZM71 99V97L69 98V100ZM74 99V98H73ZM116 99H118V96H117V98ZM141 99V98H140ZM151 99H153V95H152V98ZM156 99V98H155ZM238 99H239V97H238ZM47 100H48V98H47ZM89 100H90V98H89ZM101 100H103L104 101V99H102L101 98ZM101 100H100V102H101ZM127 100V99H126ZM129 100V99H128ZM137 100V99H136ZM135 99L133 100V101H136ZM139 100V99H138ZM142 100V102H143V99H141ZM141 100H139V102L141 101ZM199 100H200V98H199ZM49 101H51V100H48V101H45L44 102V104L40 107V111L38 110H35V112L34 113H36V116L34 117V116H32V118L34 117V122H35V124H36V130H37V132H38V134L36 135V137L33 135V137H35V141H36V146H37V149H36V152L38 153V157H36V161L34 162L32 159H29V157H28V159H27V157H24V159L26 158L29 162H24V163H30L29 164V169L24 173V174H22L23 175V177L21 178V182L19 183V187H18V189L15 191V196H13L14 198L13 199H11L12 198V196L10 197V199L9 200H11L10 202L9 201H6V203L7 202H9V204H8V207L6 208L5 206V208H6V216H5V218L6 219H8L9 220V222H10V220H11V218H12V216H14V214L15 215H17V217L18 216H22V214H24L25 212H26V210H27V208H28V206H31L32 205V203H33V200L35 201V197L37 196V193L36 194H33V196H30L29 194V191L30 190H32L33 189V187H34V183H35V181H36V178L38 179V177L37 176H39L41 173H42V170L44 169V167H45V164H47L46 163V161L48 160V158L51 156V155H53L54 154V152H56L57 151V147L58 146H60V142L59 141H61V139H59L60 138V135H56L55 136V138H53L52 136L54 135L53 133H51V131L53 130V128H52V130L50 129V123L52 122V120L55 118V117H52V115H53V113L52 112H54L55 111V106H53L52 104H50L49 105ZM63 101V100H62ZM78 101V100H77ZM87 101H88V99H87ZM91 101V100H90ZM99 101V100H98ZM120 101H121V99H120ZM119 101V102H120ZM124 101V104H126L125 103V99L123 100ZM130 101V100H129ZM147 101V100H146ZM152 101H154V99L152 100ZM189 101V100H188ZM197 101V100H196ZM195 101V102H196ZM1 102V101H0ZM59 102H61V101H59ZM65 102V101H64ZM74 102V101H73ZM95 102V101H94ZM122 102V101H121ZM138 102V103H139ZM57 103H58V101H57ZM57 103H55L54 102V105H57ZM103 103V102H102ZM107 103V102H106ZM111 103V102H110ZM131 103H132V100H131ZM134 103V102H133ZM136 103H137V101H136ZM149 103V102H148ZM161 103V102H160ZM159 103V104H160ZM169 103V102H168ZM72 104V103H71ZM114 104H115V102H114ZM123 104V103H122ZM129 104V103H128ZM127 104V105H128ZM140 104V103H139ZM144 105H145V103H143ZM150 104H151V102H150ZM162 104V103H161ZM160 104V105H161ZM1 105V104H0ZM107 105V104H106ZM119 105V104H118ZM126 105V106H127ZM131 105V104H130ZM141 105V104H140ZM200 105V104H199ZM63 106V105H62ZM86 106V105H85ZM85 106H84V108H85ZM119 106H122V105H119ZM136 106H139V105H137L136 104ZM155 106V105H154ZM157 106V105H156ZM168 106V105H167ZM189 106V105H188ZM251 106V105H250ZM255 106H256V104H255ZM258 106V105H257ZM260 106H262V105H260ZM264 106V105H263ZM55 107V108H54ZM129 107V106H128ZM141 108L143 107V105H141L140 106ZM139 107V108H140ZM146 107V106H145ZM151 107V106H150ZM153 107V106H152ZM240 107V106H239ZM32 109H35V108H33V105H32V107H31ZM54 108V110L52 111V109ZM62 108V107H61ZM64 108V107H63ZM88 108V107H87ZM100 108V107H99ZM130 108V107H129ZM135 108V107H134ZM140 108V109H141ZM155 108V107H154ZM169 108V107H168ZM181 108V107H180ZM194 109H196V107H193ZM207 108V107H206ZM241 108V107H240ZM251 108H253V107H251ZM256 108V107H255ZM260 108V107H259ZM262 108V107H261ZM72 109V108H71ZM148 109V108H147ZM57 110V109H56ZM88 110H90V109H88ZM119 110H121V109H119ZM118 110V111H119ZM133 110V109H132ZM135 110V109H134ZM133 110V111H134ZM144 110V109H143ZM157 110V109H156ZM200 110V109H199ZM241 110V109H240ZM248 111L250 110L249 108L247 109ZM264 110V109H263ZM31 111V110H30ZM63 111V110H62ZM69 111V110H68ZM103 111V110H102ZM122 111V110H121ZM125 111V110H124ZM123 111V112H124ZM136 111H137V109H136ZM135 111V112H136ZM154 111V110H153ZM159 111V110H158ZM164 111H166V109L164 110ZM251 111V110H250ZM254 111V110H253ZM256 111V110H255ZM57 112V111H56ZM73 112V111H72ZM80 112V111H79ZM79 112H77V113H79ZM87 112V111H86ZM135 112H132L133 113V117L136 115V114H134ZM152 112V111H151ZM187 112V111H186ZM258 112V111H257ZM58 113V112H57ZM62 113V112H61ZM81 113H82V111H81ZM101 113V112H100ZM118 113V112H117ZM116 113V114H117ZM122 113V112H121ZM137 113V112H136ZM139 113V112H138ZM168 113V112H167ZM178 113V112H177ZM241 113V112H240ZM243 113V112H242ZM27 114V113H26ZM95 114V113H94ZM119 115L116 117V115H114V117H116L115 119L116 120H114L113 122H112V120L110 121L111 123H113V124H111V125H113L114 127H115V131L117 130L118 131V133H121V130L120 129H122L121 127H124L125 125H123L122 124V122H124V121H122V118H125L126 116H127V113L125 114V117H123L122 116V114H120V113H118ZM140 114V113H139ZM145 114H146V111H145ZM169 114V113H168ZM192 114V113H191ZM190 114V115H191ZM243 114H245V110H244V113ZM35 115V114H34ZM66 115V114H65ZM104 115V114H103ZM157 115V114H156ZM177 115V114H176ZM87 116V115H86ZM88 116H89V114H88ZM97 116H99V115H97ZM101 116V115H100ZM109 116V115H108ZM131 116H132V114H131ZM140 117H141V115H139ZM143 116H144V114H143ZM151 116V115H150ZM186 116V115H185ZM199 116V115H198ZM247 116H249V113H248V115ZM53 119H52V118ZM60 117V116H59ZM63 117V116H62ZM69 117V116H68ZM78 117V116H77ZM155 117V116H154ZM160 117V116H159ZM175 117V116H174ZM222 117V116H221ZM220 117V118H221ZM240 117V116H239ZM31 118V117H30ZM29 118V119H30ZM73 118V117H72ZM71 118V119H72ZM82 118V117H81ZM128 118H129V116H128ZM127 117L125 118V121L128 119ZM202 118V117H201ZM237 118V117H236ZM243 119H244V116L242 117ZM241 117H240V119H242ZM260 118H262V117H260ZM56 119V118H55ZM83 119V118H82ZM85 119H87V118H85ZM194 119V118H193ZM197 119V118H196ZM217 119V118H216ZM60 120V119H59ZM66 120V119H65ZM103 120H104V118H103ZM133 120V119H132ZM230 120V119H229ZM234 120V119H233ZM237 120H239V118H237ZM246 120V119H245ZM251 120V119H250ZM61 121V120H60ZM64 121V120H63ZM201 121V120H200ZM252 121V120H251ZM55 122V124H56V122L57 121H54ZM66 122V121H65ZM78 122V121H77ZM80 122V121H79ZM81 122H84V121H81ZM104 122V121H103ZM131 122V121H130ZM157 122V121H156ZM224 122V121H223ZM234 122H236V121H234ZM243 122H246V121H244L243 120ZM260 122V121H259ZM25 123V122H24ZM128 123V122H127ZM240 123V122H239ZM92 123H90V125H91ZM96 124V123H95ZM100 124V123H99ZM98 124V125H99ZM102 124V123H101ZM100 124V125H101ZM103 124H105V123H103ZM102 124V125H103ZM194 124V123H193ZM219 124V123H218ZM224 124H227L226 122L224 123ZM233 124V123H232ZM3 125V124H2ZM27 125V124H26ZM51 125H54V123H52ZM97 125V124H96ZM101 125V126H102ZM123 125V126H122ZM223 125V124H222ZM254 125V124H253ZM15 126V125H14ZM23 126V125H22ZM22 126H21V128H22ZM24 126H25V124H24ZM32 126H34V125H32ZM56 126V125H55ZM79 126H81V125H79ZM104 126V125H103ZM141 126V125H140ZM216 126H217V124H216ZM215 126V127H216ZM219 126V125H218ZM230 126H232V125H230ZM252 126V125H251ZM17 127V126H16ZM54 127V126H53ZM85 127V126H84ZM125 127H127V126H125ZM214 127V126H213ZM221 127V126H220ZM223 127H225V126H223ZM241 127V126H240ZM243 127V126H242ZM241 127V128H242ZM21 128H19V129H21ZM24 128V127H23ZM25 128H26V126H25ZM86 128V127H85ZM89 128V127H88ZM95 128V127H94ZM149 128V127H148ZM219 128V127H218ZM226 128V127H225ZM225 128H223V130L222 131H224V129ZM228 128H229V126H228ZM228 128H226V130L228 129ZM234 128V127H233ZM99 129H100V127H99ZM215 129V128H214ZM214 129H213V131H214ZM230 129L231 128H229V131H230ZM237 129V128H236ZM239 129V128H238ZM25 130V129H24ZM27 130V129H26ZM31 130H32V128H31ZM221 130V129H220ZM219 130V131H220ZM235 130V129H234ZM234 130L232 131L233 133H235L234 132ZM34 131V130H33ZM123 131V130H122ZM170 131V130H169ZM228 130L226 131V132H229ZM12 132V131H11ZM16 132H18V130H16ZM19 132H21V131H19ZM35 132V131H34ZM53 132H54V130H53ZM156 132V131H155ZM248 132V131H247ZM254 132V131H253ZM13 133V132H12ZM12 133L10 134V136L12 135ZM24 133V132H23ZM26 133H27V131H26ZM26 133H24V134H26ZM70 133V132H69ZM205 133H207V132H205ZM213 133V132H212ZM251 134V136H253L252 135V132H250ZM256 133V132H255ZM14 134H16V133H14ZM23 134V135H24ZM34 134V133H33ZM53 134V135H52ZM111 134V133H110ZM214 134H215V132H214ZM224 134H226V133H224ZM223 134V135H224ZM254 134V133H253ZM62 135V134H61ZM84 135V134H83ZM103 135V134H102ZM128 135V134H127ZM126 135V136H127ZM206 135V134H205ZM207 135H210V134H207ZM221 135V134H220ZM228 135H229V133H228ZM232 135V134H231ZM15 136V135H14ZM17 136V135H16ZM28 136V135H27ZM65 136V135H64ZM78 136V135H77ZM211 136H213V135H211ZM218 136V134L216 135V137ZM234 136V138H235V134L233 135ZM257 136V135H256ZM39 137V138H38ZM59 137V138H58ZM72 137V136H71ZM125 137V136H124ZM123 137V138H124ZM206 137V136H205ZM214 137V136H213ZM221 137H222V135H221ZM229 137V136H228ZM8 138V137H7ZM41 138V139H40ZM72 138H74V137H72ZM76 138V137H75ZM120 138V137H119ZM126 138V137H125ZM209 139H210V137H208ZM230 138V137H229ZM232 139H233V137H231ZM10 139H11V137H10ZM16 139V138H15ZM17 139H18V136H17ZM80 139V138H79ZM107 139H109V138H107ZM122 139V138H121ZM212 139V138H211ZM219 139V138H218ZM232 139H231V141H232ZM12 140V139H11ZM70 140V139H69ZM124 140V139H123ZM188 140V139H187ZM222 140V138H220V142H222L221 141ZM223 140H224V138H223ZM226 140V139H225ZM224 140V141H225ZM234 140V139H233ZM249 140H250V138H249ZM255 140V139H254ZM35 141H32V142H35ZM72 141H73V139H72ZM101 141H102V139H101ZM107 141V140H106ZM106 141H104V142H106ZM125 141V140H124ZM228 141V140H227ZM227 141H225L224 142V144L227 142ZM258 141V140H257ZM256 141V142H257ZM262 141V140H261ZM67 142V141H66ZM78 142V141H77ZM81 142V141H80ZM87 142V141H86ZM218 143H216V140H215V145L216 146H218V144L220 143L219 142V140L217 141ZM229 142V141H228ZM233 142V141H232ZM240 142V141H239ZM251 142V141H250ZM253 142V141H252ZM255 142V141H254ZM5 143V142H4ZM120 143V142H119ZM124 143H126V142H124ZM214 143V142H213ZM238 143V142H237ZM245 142H243V144H244ZM7 144V143H6ZM6 144H3V145H5L6 146ZM17 144H18V140H17ZM16 144V145H17ZM32 144V143H31ZM62 144V143H61ZM90 144V143H89ZM98 144V143H97ZM101 143H99V145H100ZM106 144V143H105ZM187 144V143H186ZM223 144V143H222ZM254 144V143H253ZM2 145V146H3ZM8 145V144H7ZM13 146L14 144L11 142V144L9 143V146ZM16 145H15V147H16ZM22 145V144H21ZM26 145V144H25ZM24 145V146H25ZM68 145V144H67ZM98 145V146H99ZM211 145V144H210ZM213 145V144H212ZM226 145H228V143L226 144ZM31 146V145H30ZM30 146H28V147H30ZM86 146V145H85ZM93 146V145H92ZM180 146L181 147H183L181 144H180ZM223 146V145H222ZM229 146V145H228ZM4 147V146H3ZM26 147V146H25ZM27 147V148H28ZM61 147V146H60ZM124 146H122V148H123ZM137 147H138V145H137ZM156 147V146H155ZM184 147H185V144H184ZM225 147V146H224ZM233 147V146H232ZM245 147H246V145H245ZM245 147H242V148H245ZM254 147V146H253ZM2 148V147H1ZM23 148V147H22ZM27 148L25 149V151L27 150ZM34 148V147H33ZM95 148V147H94ZM97 148V147H96ZM101 148V147H100ZM103 148V147H102ZM107 148H108V146H107ZM113 148V147H112ZM111 148V149H112ZM226 148V147H225ZM230 148V147H229ZM248 148V147H247ZM6 149V148H5ZM11 149V148H10ZM15 149H17V148H15ZM31 149V148H30ZM88 149V148H87ZM99 149V148H98ZM104 149V148H103ZM115 149H117V148H115ZM179 149H181V148H179ZM2 150V149H1ZM0 150V151H1ZM7 150H9V149H7ZM12 150V149H11ZM22 150H24V149H22ZM35 150V149H34ZM101 150V149H100ZM7 152L6 150H3V152ZM13 151H14V149H13ZM91 151H93V150H91ZM179 151V150H178ZM182 151V150H181ZM180 151V152H181ZM223 151V150H222ZM222 151H221V153H222ZM227 151V150H226ZM4 152V153H5ZM15 152H16V150H15ZM119 152V151H118ZM166 152V151H165ZM179 152V153H180ZM224 152V151H223ZM2 153V152H1ZM11 153V152H10ZM10 153L9 154H7L8 156L10 155ZM29 153H31V151L29 152ZM33 153V152H32ZM36 153V154H37ZM220 153V154H221ZM6 154V153H5ZM5 154H3V155H5ZM12 154V153H11ZM13 154H15V153H13ZM28 154V153H27ZM108 154V153H107ZM127 154V153H126ZM205 154V153H204ZM223 154V153H222ZM17 155V153L14 155V157H17L16 156ZM32 155H35V154H32ZM101 155V154H100ZM175 155V154H174ZM178 155V154H177ZM203 155V154H202ZM264 155V154H263ZM6 156V155H5ZM12 156V155H11ZM24 156H25V153H24ZM29 156V155H28ZM54 156H56V155H54ZM64 155L62 154V157H63ZM72 156V155H71ZM97 156V155H96ZM110 156V155H109ZM193 156H195V155H193ZM198 157H199V155H197ZM222 156V155H221ZM260 156V151L258 150V149H254V148H248V149H241V147H240V149H238V148H234V149H229L228 150V153L227 154H224L221 158H218V160H216L215 162H213V164H214V167H211L210 166V169L209 170H207V175H209L211 178H213V180L214 179H216L217 180V182L220 184V186L221 185H223L225 182H226V180L228 181V179H225V177L227 176H225L224 177V175H225V173H226V171L229 173V171H231L233 168V170H235V167H238L237 169H239L240 171H241V169L240 168H242L243 170H246V171H250V170H252V169H254V167H255V164H256V162H259V157ZM81 157V156H80ZM103 157V156H102ZM107 157V156H106ZM105 157V158H106ZM197 157V158H198ZM7 159H9L8 157H6ZM58 158V157H57ZM78 158V157H77ZM84 158V157H83ZM93 158V157H92ZM91 158V159H92ZM95 158V157H94ZM98 158V157H97ZM172 158L173 157H171V161H172ZM177 158V157H176ZM190 158V157H189ZM188 158V159H189ZM194 158H196V157H194ZM193 158V159H194ZM201 158H203V157H201ZM1 159V158H0ZM3 159H5L4 157H3ZM3 159H1V160H3ZM11 159V158H10ZM23 159V160H24ZM25 159V160H26ZM33 159H34V157H33ZM63 159H65L64 157H63ZM107 159V158H106ZM179 159V158H178ZM177 159V160H178ZM199 159V158H198ZM198 159L196 160V159H194L195 161H198ZM263 159V158H262ZM35 160V159H34ZM54 160V159H53ZM57 160V159H56ZM95 160V159H94ZM11 161H12V159H11ZM10 161V162H11ZM19 161V160H18ZM22 161V160H21ZM76 161V160H75ZM83 161V160H82ZM101 161V160H100ZM111 161V160H110ZM169 162V163H172L173 161H175V159L172 161V162ZM179 161V160H178ZM193 161V160H192ZM203 161H204V164L207 162V163H209L210 164V161H211V159H210V157H209V155L207 154L206 156L204 155V158H203ZM261 161V160H260ZM6 162V161H5ZM62 162V161H61ZM61 162H59V163H61ZM96 161H94V163H95ZM112 162V161H111ZM126 162V161H125ZM176 162V161H175ZM174 162V163H175ZM183 162V161H182ZM181 162V163H182ZM187 162V161H186ZM7 163H8V161H7ZM51 163V162H50ZM63 163V162H62ZM85 163V162H84ZM83 163V164H84ZM104 163V162H103ZM110 163V162H109ZM196 163H198V162H196ZM195 163V164H196ZM201 163H203V162H201ZM240 163V164H239ZM3 164H5V163H3ZM21 164V163H20ZM92 164V163H91ZM108 164V163H107ZM188 164V163H187ZM208 164V165H209ZM1 165V164H0ZM23 165V164H22ZM25 165V164H24ZM57 165V164H56ZM100 165V164H99ZM167 165H174V164H167ZM166 165V166H167ZM182 165H183V163H182ZM181 165V166H182ZM197 165V164H196ZM195 165V166H196ZM201 164H199V166H200ZM207 165V164H206ZM4 166V165H3ZM26 166V165H25ZM83 166H85V165H83ZM110 166V165H109ZM176 166V165H175ZM188 166V165H187ZM2 167V166H1ZM22 167V166H21ZM46 167H48V166H46ZM59 167H61V165H59ZM98 167V166H97ZM168 167V166H167ZM166 167V168H167ZM173 166H171V168H172ZM193 167V166H192ZM201 167V166H200ZM199 167V168H200ZM9 168V167H8ZM51 168V167H50ZM83 168V167H82ZM85 168V167H84ZM87 168V167H86ZM169 168V167H168ZM184 168V170H185V166L183 167ZM188 168H190V167H188ZM257 168V167H256ZM22 169H24L23 167H22ZM21 169V170H22ZM49 169V168H48ZM53 169V168H52ZM76 169V168H75ZM98 169V168H97ZM110 169V168H109ZM116 169V168H115ZM165 169V168H164ZM201 169H202V167H201ZM72 170V169H71ZM84 170V169H83ZM82 170V171H83ZM104 170V169H103ZM119 170V172H120V169H118ZM196 170V172H197V169H195ZM194 170V171H195ZM204 170H206V169H204ZM80 171V170H79ZM94 172H95V170H93ZM117 171V170H116ZM163 171V170H162ZM165 171V170H164ZM180 171H182V169L180 170ZM187 171V170H186ZM185 171V172H186ZM190 171L192 172V169L190 168ZM189 171V172H190ZM200 170H198V172H199ZM57 172V171H56ZM73 172V171H72ZM86 172V171H85ZM89 172V171H88ZM91 172V171H90ZM99 172V171H98ZM101 172V171H100ZM183 172V171H182ZM181 172V173H182ZM197 172V173H198ZM204 172V171H203ZM225 172V173H224ZM238 172V171H237ZM241 172H243V171H241ZM44 174L46 173V172H43ZM60 173H62L61 171H60ZM66 173V172H65ZM70 173V172H69ZM93 173V172H92ZM105 173V172H104ZM112 173H114V172H112ZM116 173H118V172H116ZM181 173H178L179 175L181 174ZM195 173V172H194ZM235 173V172H234ZM253 173V172H252ZM43 174V175H44ZM50 174V173H49ZM59 174V173H58ZM67 174V173H66ZM98 174V173H97ZM191 174H193V173H191ZM199 174V173H198ZM245 174V173H244ZM1 175V174H0ZM52 175V174H51ZM89 175H90V173H89ZM125 175V174H124ZM165 175V174H164ZM205 175V174H204ZM231 175H233V174H231ZM59 176H61V175H59ZM82 176V175H81ZM106 176V175H105ZM127 176V175H126ZM176 176V175H175ZM197 176H199V175H197ZM201 176V175H200ZM203 176V175H202ZM208 176V177H209ZM235 176H237V175H235ZM240 176H243L242 175V173H241V175ZM115 177V176H114ZM128 177V176H127ZM182 177V176H181ZM232 177V176H231ZM41 178V176L39 177V179ZM92 178V177H91ZM110 178V177H109ZM201 178V177H200ZM238 178V177H237ZM38 179V180H39ZM44 179H46V178H43V180ZM48 179V178H47ZM84 179V178H83ZM106 179V178H105ZM104 179V180H105ZM124 179V178H123ZM130 179V178H129ZM128 179V180H129ZM178 179V178H177ZM180 179V178H179ZM195 179V178H194ZM206 179V178H205ZM37 180V181H38ZM41 180V179H40ZM71 180V179H70ZM77 180V179H76ZM90 180V179H89ZM118 180H120V179H118ZM126 180V179H125ZM199 180V179H198ZM201 180V179H200ZM212 180V181H213ZM233 180H236V179H232L231 181H229V183H231V182H235V181H233ZM240 180V179H239ZM73 181H74V179H73ZM78 181V180H77ZM76 181V182H77ZM102 181V180H101ZM121 181V180H120ZM194 181V180H193ZM205 181V180H204ZM243 181V180H242ZM241 181V182H242ZM83 182V181H82ZM115 182H117V181H115ZM188 183H189V181H187ZM191 182V181H190ZM197 182V181H196ZM208 182V181H207ZM60 183V182H59ZM70 183V182H69ZM88 183V182H87ZM98 183V182H97ZM193 183H195V181L193 182ZM193 183H190V184H185L184 183V185H185V188L188 186V185H190L191 186V184H192V186H191V189L193 190V188H195V184H193ZM199 183V182H198ZM212 182H210V184H211ZM214 183V182H213ZM239 183H240V181H239ZM77 184V183H76ZM81 184V183H80ZM106 184V183H105ZM105 184H104V186H105ZM126 184V183H125ZM201 184H203V183H201ZM207 184V183H206ZM234 184V183H233ZM236 184L238 185V183L236 182ZM241 184L242 183H240V185H238L239 187H241ZM45 185H47V184H45ZM49 185V184H48ZM78 185V184H77ZM84 185H85V183H84ZM91 185V184H90ZM127 185V184H126ZM176 185V184H175ZM177 185H178V183H177ZM176 185V186H177ZM214 185V184H213ZM213 185H212V187L211 188H213ZM236 185V186H237ZM39 186V185H38ZM37 186V187H38ZM71 186H72V184H71ZM70 186V187H71ZM93 186V185H92ZM102 186V185H101ZM114 186H116V185H114ZM180 186H183V184H179L178 185V192H180L181 191V187ZM200 186V185H199ZM219 186V187H220ZM226 186V185H225ZM235 186V185H234ZM66 187V186H65ZM74 187V186H73ZM76 187V186H75ZM74 187V188H75ZM84 187V186H83ZM90 187V186H89ZM98 187V186H97ZM239 187H236V188H238L239 189ZM15 188V187H14ZM39 188V187H38ZM72 188V187H71ZM147 188V187H146ZM176 189H177V187H175ZM183 188V187H182ZM188 188V187H187ZM221 188V187H220ZM223 188V187H222ZM225 188V187H224ZM226 188H227V186H226ZM232 188V187H231ZM236 188H233V189H235L236 190ZM36 189V188H35ZM51 189V188H50ZM63 189V188H62ZM73 189V188H72ZM77 189H78V186H77ZM86 189H87V187H86ZM89 189V188H88ZM106 189V188H105ZM198 189H200V188H198ZM214 189V188H213ZM237 189V190H238ZM79 190V189H78ZM175 190V189H174ZM186 190V189H185ZM187 190H189V189H187ZM186 190V192H188ZM194 190H196V188L194 189ZM218 190V189H217ZM221 190V189H220ZM229 190V189H228ZM231 190V189H230ZM229 190V191H230ZM236 190V191H237ZM37 191H39V190H37ZM44 191V190H43ZM90 191V190H89ZM93 191H94V189L92 190L91 189V192L93 193ZM143 191V190H142ZM170 191V190H169ZM213 191V190H212ZM216 191V190H215ZM214 191V192H215ZM226 191H227V189H226ZM231 191H234V190H231ZM12 192V191H11ZM31 192V191H30ZM33 192H36V191H33ZM41 192V191H40ZM52 192V191H51ZM84 192V191H83ZM90 192V193H91ZM105 192H107V191H105ZM190 192H192V191H190ZM194 192H197V191H194ZM209 192V191H208ZM218 192V191H217ZM241 192V191H240ZM94 193H95V191H94ZM156 193V192H155ZM176 193V192H175ZM212 193V192H211ZM219 193H220V191H219ZM239 193V192H238ZM79 194H80V192H79ZM89 194V193H88ZM87 194V195H88ZM157 194H159V193H157ZM178 194V193H177ZM182 194V193H181ZM209 194V193H208ZM218 194V193H217ZM227 194V193H226ZM231 194V193H230ZM41 195V194H40ZM86 195V194H85ZM85 195H84V197H85ZM92 196H95V194L93 195V194H91ZM91 195H88V196H86L87 198H89ZM100 195V194H99ZM105 195V194H104ZM161 195V194H160ZM235 195V194H234ZM52 196V195H51ZM74 196H76V195H74ZM178 196V195H177ZM176 196V197H177ZM180 196V195H179ZM209 196V195H208ZM6 197V196H5ZM72 197V196H71ZM83 197V198H84ZM98 197V196H97ZM109 197V196H108ZM182 197V196H181ZM186 197H188L189 198V196H186ZM203 197V196H202ZM219 197V196H218ZM237 197V196H236ZM183 198V197H182ZM187 198V199H188ZM201 198V197H200ZM214 198H215V196H214ZM63 199V198H62ZM81 199V198H80ZM93 199H94V197H93ZM93 199H91V200H93ZM105 199V198H104ZM107 199V198H106ZM116 199V198H115ZM126 199V198H125ZM179 199H181V198H179ZM184 200L186 199V198H183ZM182 199V200H183ZM186 199V200H187ZM213 199V198H212ZM53 200H55V199H53ZM66 200V199H65ZM84 201H86L85 199H83ZM112 200V199H111ZM124 200V199H123ZM128 200V199H127ZM135 200V199H134ZM185 200V201H186ZM197 200V199H196ZM217 200H218V198H217ZM237 200V199H236ZM235 200V202H237ZM37 201V200H36ZM62 201V200H61ZM88 201V200H87ZM89 201H90V199H89ZM101 201V200H100ZM157 201V200H156ZM193 201V200H192ZM197 201H199V200H197ZM213 201H214V199H213ZM210 198H205V199H201L199 202H197L196 203V206H194L195 208L193 209V208H191V209H193L192 211H191V214L190 215H188L189 216V218H191V222L190 221H188V222H190L191 224L189 225V223H188V227L189 226H191L192 225V227L189 229L191 232H188V236L187 235H185L186 233V231L183 233L185 236H187V238H189V236H191L192 235V238L194 237L193 235H195V238L196 237H198V236H202V235H196V234H199V233H201V231L203 232V229H201V230H198V228H199V225H202V227H204V226H206V223H207V221H205V219L206 218H210V216H215L216 217V215H220L221 214V212L223 211V208H225L224 206V201L225 200H223V199H219L217 202H213ZM216 201V200H215ZM226 201H228V200H226ZM225 201V202H226ZM232 201H234V200H232ZM83 202V201H82ZM91 202V204H93L94 202L93 201H90ZM90 202H86L87 204V206H88V208H89V204H90ZM93 202V203H92ZM97 202V201H96ZM112 202V201H111ZM128 202V201H127ZM73 203V202H72ZM108 203V202H107ZM117 203H119V202H117ZM192 203V202H191ZM195 203V202H194ZM193 203V204H194ZM244 203V202H243ZM77 204V203H76ZM90 204V205H91ZM110 204V203H109ZM108 204V205H109ZM128 204V203H127ZM236 204V203H235ZM242 204V203H241ZM70 205V204H69ZM75 205V204H74ZM85 204H84V206H86ZM106 205V204H105ZM155 205V204H154ZM188 205V204H187ZM37 206V205H36ZM122 206V205H121ZM120 206V208H122ZM192 206V205H191ZM34 207H35V205H34ZM77 207V206H76ZM90 207H92V206H90ZM123 207H126V204H123ZM231 207H233V206H231ZM230 207V208H231ZM3 208V207H2ZM50 208V207H49ZM48 208V209H49ZM57 208H59V207H57ZM71 208V207H70ZM69 208V209H70ZM82 208V207H81ZM104 208V207H103ZM108 208H109V206H108ZM227 209H228V207H226ZM233 208H235V207H233ZM54 209V208H53ZM114 209V208H113ZM118 209V208H117ZM181 209H183L184 210V208H181ZM190 209V208H189ZM235 209H237V207L235 208ZM33 210V209H32ZM90 210V212H91V209H89ZM94 210H95V208H94ZM108 210V209H107ZM220 210V211H219ZM226 210V209H225ZM224 210V211H225ZM234 210V209H233ZM238 210V209H237ZM3 211V210H2ZM54 211V210H53ZM73 211V210H72ZM93 211V210H92ZM99 211V210H98ZM112 211V210H111ZM126 211V210H125ZM189 211V212H190ZM223 211V212H224ZM227 212H228V210H226ZM1 212V211H0ZM32 212V211H31ZM48 212V211H47ZM50 212H52V211H50ZM65 212V211H64ZM78 212V211H77ZM80 212V211H79ZM87 212V211H86ZM89 212V211H88ZM87 212V213H88ZM100 212H101V210H100ZM105 212V211H104ZM232 211H230V213H231ZM45 213H46V211H45ZM73 213V212H72ZM83 213H85V212H83ZM93 213H94V211H93ZM102 213V212H101ZM229 213V212H228ZM227 213V214H228ZM230 213H229V215H230ZM27 215H26V217L28 216V212L26 213ZM47 214V213H46ZM70 214V213H69ZM100 214V213H99ZM226 214V213H225ZM234 214H235V212H234ZM2 215H4V213L2 214ZM60 215V214H59ZM66 215V214H65ZM68 215V214H67ZM74 215V214H73ZM72 215V216H73ZM97 215V214H96ZM102 215V214H101ZM108 215V214H107ZM110 215V214H109ZM108 215V216H109ZM236 215V214H235ZM238 215V214H237ZM32 216V215H31ZM55 216V215H54ZM58 216V215H57ZM71 216V215H70ZM182 216V215H181ZM180 216V217H181ZM225 216H227V215H225ZM16 217V218H17ZM43 217H45V216H43ZM47 217V216H46ZM50 217V216H49ZM224 217V216H223ZM229 217V216H228ZM232 216H230L229 217V219L231 218ZM5 218H3L2 219V217H1V219L0 220H4ZM15 218V219H16ZM19 218V217H18ZM17 218V219H18ZM59 218V217H58ZM100 218H101V216H100ZM189 218H187L188 220H189ZM227 218V217H226ZM5 219V221H8V220H6ZM37 219H38V217H37ZM43 219V218H42ZM45 219V218H44ZM108 219V218H107ZM211 219V218H210ZM224 219H225V217H224ZM14 220V219H13ZM22 220V219H21ZM41 220V219H40ZM56 220H57V218H56ZM55 220V221H56ZM78 220V219H77ZM88 220V219H87ZM91 220V219H90ZM104 220V219H103ZM180 220V219H179ZM183 220V219H182ZM186 220V219H185ZM212 220V219H211ZM217 220V219H216ZM228 220V219H227ZM15 221V225H14V228L12 229V228H10V225H8L7 223V225L5 224V222H4V226H6V227H3L2 226V228H5V230L4 229H2V230H4V232H3V234L2 233H0V234H2V236H1V238H0V256H2V255H7V254H9V253H11L10 251H11V249H12V247L14 246V244H15V246H16V244L17 243H19V242H21V240H25L26 239V232H27V230H26V225H24V223L26 224V220H25V222L23 223V224H21L22 223V221L20 222L19 220H17V222H16V220H14ZM177 221V220H176ZM175 221V222H176ZM213 221H215V220H213ZM218 221V220H217ZM226 221V220H225ZM224 221V222H225ZM236 221V220H235ZM12 222V221H11ZM29 222V221H28ZM41 222V221H40ZM81 222V221H80ZM80 222H78L77 224H79ZM219 222V221H218ZM42 223V222H41ZM45 223V222H44ZM58 223V222H57ZM76 223V222H75ZM74 223V224H75ZM89 223V222H88ZM95 223V222H94ZM177 223V222H176ZM187 223V222H186ZM208 223L210 224V221H208ZM215 223H216V221L212 224V225H215ZM227 224H228V221L226 222ZM225 223V225H227ZM236 223H238V221L237 222H235L234 223V225L236 224ZM11 224V223H10ZM36 224H37V222H36ZM66 224V223H65ZM73 224V225H74ZM83 224V223H82ZM85 224V223H84ZM96 224V223H95ZM94 224V225H95ZM100 224V223H99ZM205 224V225H204ZM219 224V223H218ZM208 225V224H207ZM35 226V225H34ZM74 226H77L76 224L74 225ZM211 226V225H210ZM216 226H217V224H216ZM230 226V225H229ZM12 227H13V225H12ZM47 227V226H46ZM61 227V226H60ZM65 228H66V226H64ZM79 227V226H78ZM90 227V226H89ZM177 227V226H176ZM179 227V226H178ZM201 227V228H202ZM68 228V227H67ZM66 228V229H67ZM69 228H70V226H69ZM72 228V227H71ZM75 228H77V227H73V229H75ZM145 228V227H144ZM174 227H172V229H173ZM212 228V227H211ZM214 228V227H213ZM231 228V227H230ZM43 229V228H42ZM58 229H59V227H58ZM62 229V228H61ZM64 230L65 232L67 231V230ZM72 229V230H73ZM79 229H81V227L79 228ZM200 229V228H199ZM205 229L207 230V228L205 227ZM208 229L210 230V228L208 227ZM216 229V228H215ZM215 229H214V231H215ZM236 229V228H235ZM251 229V228H250ZM33 230V229H32ZM40 230V229H39ZM52 231H54V229H51ZM63 230V229H62ZM71 230V229H70ZM72 230H71V232H72ZM91 230V229H90ZM136 230V229H135ZM188 230V231H189ZM224 230H225V226H224ZM239 230V229H238ZM44 231V230H43ZM63 231V232H64ZM76 231L78 232V229H76ZM213 230H210L209 232L211 233ZM217 231H219L218 229H217ZM216 231V232H217ZM240 231V230H239ZM56 232V231H55ZM74 232V231H73ZM76 232V233H77ZM205 232H207V231H204V233ZM43 233V232H42ZM53 233V232H52ZM75 233V234H76ZM83 233V232H82ZM180 233V232H179ZM241 233V232H240ZM38 234V233H37ZM47 234V233H46ZM66 234V233H65ZM78 234V233H77ZM176 234V233H175ZM206 234V237H207V235H208V233H205ZM28 235V234H27ZM54 235V234H53ZM63 235V234H62ZM68 235H69V233H68ZM73 235H74V233H73ZM204 235V234H203ZM226 235V234H225ZM38 236V235H37ZM66 237H68L67 235H65ZM72 236V235H71ZM82 236H83V234H82ZM81 236V237H82ZM182 236V235H181ZM214 236V235H213ZM28 237V236H27ZM62 237H64V236H62ZM70 237V236H69ZM78 237V235L76 236V238ZM79 237H80V235H79ZM84 237V236H83ZM200 237H198V238H200ZM212 237V236H211ZM34 238V237H33ZM75 238V237H74ZM179 238H180V236H179ZM195 238H193V240L195 239ZM201 238H203V236L201 237ZM209 238V237H208ZM44 239V238H43ZM61 239V238H60ZM66 239V238H65ZM171 239H173V238H171ZM170 239V240H171ZM184 239V238H183ZM183 239H181V241L183 240ZM190 239V238H189ZM51 240V239H50ZM176 240L177 241H179L178 239H176L175 238V241L174 242H176ZM186 240V239H185ZM192 240V239H191ZM200 240V239H199ZM199 240H197L198 241V243H203V241L201 242V241H199ZM212 240V239H211ZM25 241H27V240H25ZM188 241V240H187ZM195 241V240H194ZM194 241H192V242H194ZM208 241V240H207ZM31 242V241H30ZM85 242V241H84ZM173 242V241H172ZM180 242V241H179ZM22 243V242H21ZM86 243V242H85ZM185 243V242H184ZM187 243H189V242H187ZM191 243V242H190ZM210 243V242H209ZM31 244V243H30ZM58 244H59V242H58ZM63 244H65V243H63ZM92 244V243H91ZM170 244V243H169ZM171 244H173V243H171ZM175 244V243H174ZM173 244V246H175ZM177 244V243H176ZM180 244V243H179ZM208 244V243H207ZM23 244H21V246H22ZM84 245V244H83ZM99 245V244H98ZM184 245V244H183ZM183 245H181V246H183ZM206 245V244H205ZM18 246V245H17ZM20 246V244H19V246L18 247H21ZM36 246V245H35ZM71 246V245H70ZM171 247H173L172 245H170ZM179 246V245H178ZM186 246H187V244H186ZM190 246H192V244L190 245ZM198 246H203V244L201 245V244H199ZM71 247H73V246H71ZM188 248H189V246H187ZM196 247V246H195ZM26 248H27V244H26ZM54 248V247H53ZM87 248V247H86ZM91 248V247H90ZM178 249H179V247H177ZM199 248V247H198ZM198 248H196V251H197V249ZM208 248V247H207ZM23 249V248H22ZM69 249V248H68ZM68 249H67V251H68ZM178 249L176 250V249H174V250H176V251H178ZM191 249V248H190ZM21 250V249H20ZM55 250V249H54ZM63 250V249H62ZM188 250V249H187ZM192 251H193V248L191 249ZM214 250V249H213ZM19 251V250H18ZM67 251H66V253H67ZM173 250H171L170 252H172ZM176 251H174V253H177ZM185 251V250H184ZM191 251V252H192ZM209 251V250H208ZM17 252V251H16ZM39 252V251H38ZM65 252V251H64ZM78 252V251H77ZM89 252H90V250H89ZM167 252V251H166ZM183 252V251H182ZM212 251L210 250V252L209 253H211ZM15 253V252H14ZM65 253V254H66ZM169 253V252H168ZM173 253V252H172ZM179 253H180V251H179ZM189 254H190V251L188 252ZM192 253H194V251L192 252ZM197 253V252H196ZM213 253H214V251H213ZM12 255H13V253H11ZM28 254V253H27ZM51 254V253H50ZM78 254V253H77ZM76 254V255H77ZM91 254H92V252H91ZM184 254H186V253H184ZM11 255V256H12ZM15 255V254H14ZM34 255V254H33ZM87 255V254H86ZM194 255V254H193ZM196 255V254H195ZM194 255V256H195ZM206 255V254H205ZM209 255V254H208ZM208 255H207V258H208ZM214 255V254H213ZM24 256V255H23ZM22 256V257H23ZM176 256V255H175ZM4 257V256H3ZM6 257V256H5ZM8 257V256H7ZM10 257V256H9ZM9 257H8V259H9ZM21 257V258H22ZM27 257V256H26ZM25 257V258H26ZM33 257V256H32ZM73 257V256H72ZM80 257V256H79ZM183 257V256H182ZM186 257H187V255H186ZM198 257V256H197ZM201 257V256H200ZM199 257V258H200ZM203 257V256H202ZM201 257V258H202ZM206 257V256H205ZM77 258V257H76ZM171 258H173L172 256H171ZM176 258V257H175ZM181 258V257H180ZM195 258V257H194ZM193 258V259H194ZM198 259V260H203V259ZM211 258V257H210ZM6 259V258H5ZM24 259V257L22 258V260ZM39 259V258H38ZM75 259V258H74ZM78 259V258H77ZM183 259H184V257H183ZM205 259V258H204ZM18 260H20V259H18ZM17 260V261H18ZM55 260V259H54ZM76 260V259H75ZM177 260V259H176ZM190 260V259H189ZM195 260V259H194ZM2 261V260H1ZM0 261V263H5L4 261H2L1 262ZM52 261V260H51ZM62 261V260H61ZM173 261V260H172ZM205 261V260H204ZM20 262V261H19ZM67 262V261H66ZM69 262V261H68ZM94 262V261H93ZM168 262V261H167ZM183 262V261H182ZM6 263H8V262H6ZM56 263V262H55ZM173 263V262H172ZM185 263V262H184ZM183 263V264H184ZM189 263V262H188ZM13 264V263H12ZM16 264V263H15ZM19 264V263H18ZM21 264V263H20ZM59 264V263H58Z\"/></svg>",
    "mask_w": 264,
    "mask_h": 264
}]
</instances>
